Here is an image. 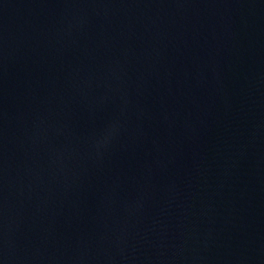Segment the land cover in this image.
<instances>
[{"label":"water","instance_id":"1","mask_svg":"<svg viewBox=\"0 0 264 264\" xmlns=\"http://www.w3.org/2000/svg\"><path fill=\"white\" fill-rule=\"evenodd\" d=\"M0 264H264V0H0Z\"/></svg>","mask_w":264,"mask_h":264}]
</instances>
